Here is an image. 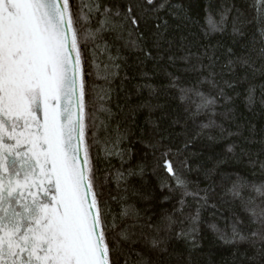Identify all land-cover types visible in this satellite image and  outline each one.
<instances>
[{
	"label": "snow or ice",
	"instance_id": "1",
	"mask_svg": "<svg viewBox=\"0 0 264 264\" xmlns=\"http://www.w3.org/2000/svg\"><path fill=\"white\" fill-rule=\"evenodd\" d=\"M169 8L177 14L183 11L172 0H140L123 12L102 0H0V264H193L191 255L176 257L170 246L179 240L187 241L192 250L200 246L195 227L198 210L190 218L191 226L179 230L175 229L178 221L167 212L156 220L155 214L142 215L134 205H122L113 212L105 198L108 178L99 174V156L92 152L101 143L98 133L106 125L103 120L97 122L90 108L86 52L98 68L96 54L109 52L112 45L104 35L110 34L114 43L123 41L125 47L151 57L147 42L161 48L162 26L156 21ZM230 11L225 9L219 21L209 15L207 30L223 31ZM255 19L264 23V0ZM236 22L243 24L239 15L233 33L242 36ZM128 29L129 37L136 33L135 39L125 40ZM260 43L264 45V38ZM254 51L259 67L251 54L237 59L253 74L264 75V46ZM115 59L109 55L110 61ZM168 60L174 57L169 55ZM233 64L229 60L226 67L234 71ZM108 68L105 64L104 69ZM194 70L199 69L194 66ZM177 79L172 78L170 87L179 88L182 100L191 98L192 115L214 107L216 98L198 87H179ZM205 81L218 90V97L224 96L214 73ZM251 91L249 102L253 101ZM120 139L104 140L105 158L123 157L124 153L115 151ZM169 153H161L163 163L157 162L154 168L163 167L176 187H185ZM260 169L264 174V162ZM144 172L145 167L139 166L138 171L129 169L127 176ZM127 176L117 170V185ZM230 191L255 227L244 233L237 226L243 221L237 218L231 232H220L218 239L237 247L247 244L254 250L246 256L249 264H259L264 260V182L257 185L239 178ZM179 203L181 208L175 211L182 212L183 199Z\"/></svg>",
	"mask_w": 264,
	"mask_h": 264
},
{
	"label": "trees",
	"instance_id": "2",
	"mask_svg": "<svg viewBox=\"0 0 264 264\" xmlns=\"http://www.w3.org/2000/svg\"><path fill=\"white\" fill-rule=\"evenodd\" d=\"M102 2L123 12L140 0ZM172 4L183 11L177 14L169 8L159 13L161 19L156 22L162 26L161 48H152V41L148 40L151 57L125 47L123 41L114 43L110 34L104 35V40L112 45L109 52L96 54L98 68L92 63V55L86 52L90 108L97 122L103 120L106 125L98 133L101 143L92 149L93 156H99L96 161L99 174L109 181L105 198L113 212H119L122 205H134L142 215L155 214L154 220L161 213L172 214L178 221L176 230L191 226L190 218L198 210L195 227L200 246L192 250L185 240L173 241L170 250L175 256L191 255L193 264H249L246 256L254 254L252 248L247 244L239 247L225 244L218 234L230 233L237 218L243 221L237 225L242 232L255 227L249 224L247 213L230 189L239 178L257 185L264 182L260 169V163L264 162V75L253 74L237 59L250 54L257 59L254 50L264 46L260 43L264 23L255 19L260 0H172ZM225 9L231 11L224 30L209 32L207 17L211 15L219 21ZM237 15L243 21V24L236 22L244 33L242 36L233 33ZM128 31L131 29L125 31V40L135 39L136 33L133 31L129 37ZM109 55L116 59L110 61ZM169 55L174 61L168 60ZM229 60L234 61V71L226 67ZM105 64L109 65L107 70ZM194 66L199 70H194ZM210 73L215 74V80L224 89L223 97H218V90L205 81ZM173 77L178 78L179 87H198L210 98H216L214 107L192 115L195 106L191 98L182 100L179 88L170 87ZM225 82L233 86L228 87ZM250 89L252 102H249ZM100 108L109 111H98ZM117 137L121 139L115 151L124 153L123 157L105 158L104 140L115 142ZM167 150L185 187H176L163 167L154 168L157 162L163 163L161 153ZM139 166L145 167L143 176H127L129 169L138 171ZM117 170L127 176L119 186L115 180ZM186 192L199 195H185ZM250 194L255 196L254 192ZM121 196L127 198L120 200ZM181 199L183 211L177 212ZM256 202L260 203V198ZM259 264H264V260Z\"/></svg>",
	"mask_w": 264,
	"mask_h": 264
}]
</instances>
